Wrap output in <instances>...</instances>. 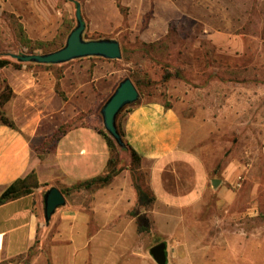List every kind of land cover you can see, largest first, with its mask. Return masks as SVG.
Listing matches in <instances>:
<instances>
[{"label": "crops", "instance_id": "obj_1", "mask_svg": "<svg viewBox=\"0 0 264 264\" xmlns=\"http://www.w3.org/2000/svg\"><path fill=\"white\" fill-rule=\"evenodd\" d=\"M77 3L86 24L84 39L90 41L87 36L96 35L117 40L122 53L121 35L128 33L131 42L155 44L170 34L173 21L182 15L173 0H0V59H12L9 56L15 53L7 51L13 48L28 50L27 41L44 42L61 36L63 23L74 18ZM9 14L20 24V40L10 37L8 28L1 30ZM212 36L222 39L223 32L215 30ZM122 62L123 57H89L58 65L26 63L0 69V78L6 79L14 94L2 113L16 126L0 121V196L32 172L38 182L30 193L0 206V264L148 262L141 253L145 234L138 231L137 218L130 215L139 203V181L119 167L122 153L128 152L117 145L119 149L112 153L97 131L104 125L103 106L128 77L126 69L116 66ZM243 87L229 97L225 109L237 117L246 115L248 131L244 137L253 136L263 143L264 158V91ZM68 124L72 126L68 132L49 145L54 134ZM122 128L128 144L150 164L147 189L156 203L147 212L152 222L148 238L174 231L175 220L160 210L192 211L208 206L205 201L213 196L219 201L216 206L231 207V224L236 229L223 233L227 219L220 217L200 221L199 226L221 230L204 233L200 240L208 244L195 250L192 224L184 221V238H176L182 242L174 256L185 259V264H197L192 260L195 257L209 259L208 264H264V231L238 229L242 214L264 219V198L260 197L264 187H251L247 210L239 212V191L228 188L244 173L239 161L229 166L225 180L218 179L221 185L213 187L212 182L217 181L212 178L214 168L209 169L190 145L176 106L166 107L161 100H142L134 105ZM255 128L254 135L249 133ZM248 167L251 164L246 173L251 171ZM114 168L119 172L108 184L66 194L79 183L107 176ZM51 188L62 192L66 204L47 222L45 199Z\"/></svg>", "mask_w": 264, "mask_h": 264}, {"label": "rangeland", "instance_id": "obj_2", "mask_svg": "<svg viewBox=\"0 0 264 264\" xmlns=\"http://www.w3.org/2000/svg\"><path fill=\"white\" fill-rule=\"evenodd\" d=\"M173 1L182 15L173 21L171 32L164 39L148 45L141 41L131 42L128 33L120 36L124 62L116 63V66L126 69L124 74L140 83L138 90L140 99L123 109L119 122L122 126L127 112L142 100H161L166 104L175 105L184 119L190 145L209 169L214 168L212 178L217 181L221 178L225 180L230 173L228 168L234 161H239L238 163L242 165L243 175L234 185L228 184V188L231 191H239V212L245 213L250 188L255 184H260V188L264 187V158L261 156L263 143L260 140H253L251 138L253 136L244 137L248 131L246 115L237 117L230 114L229 109L225 107L230 103L229 97L237 89L242 90L243 86H248L250 91H264V0ZM75 12L76 8L73 9L74 18L72 20L66 18L63 23L61 30L63 35H66L68 30L71 33L76 28ZM64 13L70 16L65 9ZM14 17L9 14L7 24H3L1 30L6 31L8 28L11 32L10 37L20 40V24ZM215 30L223 32L222 39L211 37ZM58 37L42 42L49 51L35 50L34 53H48L62 42L66 44V40ZM87 38L100 40L101 36L88 35ZM38 42H34L33 45ZM53 43L57 45L54 46ZM7 52L20 55L28 50L13 48ZM246 80L251 83L245 85ZM218 107L221 109L218 110ZM0 110L2 112L3 107ZM254 132H257L256 128L249 131L253 135ZM248 164H251V167H248L251 171L246 173ZM120 166L121 170L130 172L134 181L137 178L142 188L148 192L149 163L141 161L140 164H136L130 155L124 152ZM260 197L264 198L262 191ZM216 202H219L218 199L211 196L205 201L208 206L202 205V208L192 211L160 210L175 220L174 231L170 232V235L150 234L149 238L147 233L151 230L144 233L141 253L146 256L144 261L148 262L143 264H157L150 250L162 242H166L170 248L168 264H185L183 263L185 259L174 256L175 250L182 242L176 238H184L186 228L184 221L192 224V232L196 238L191 243L195 250L208 244L200 240L203 239L204 233L215 234L221 230L218 227L208 229L204 225L199 226L200 221L224 218L227 222L222 226L223 233L235 230V224L233 222V225L231 224L233 213L231 207L216 206ZM155 203L156 201L143 208L138 203L130 215L134 217L133 213L139 210L143 216L146 215L150 219L147 212L154 208ZM240 218L242 225L238 229L255 233L264 231V219L250 218L243 214ZM171 236L173 238L167 240ZM192 260L197 264H208L209 261L201 257Z\"/></svg>", "mask_w": 264, "mask_h": 264}, {"label": "water", "instance_id": "obj_3", "mask_svg": "<svg viewBox=\"0 0 264 264\" xmlns=\"http://www.w3.org/2000/svg\"><path fill=\"white\" fill-rule=\"evenodd\" d=\"M77 26L69 34L65 46L55 52L45 54H20L12 55L20 63H36L45 65L64 64L73 60L100 57L109 60H120L123 57L122 48L117 40L84 39L86 24L82 17L81 6L76 10ZM140 99V93L131 78H125L113 95L102 108L103 122L108 134L115 140L121 149H125V143L118 129V116L127 106L135 104ZM213 187L221 185L220 181H213ZM66 199L57 188H51L45 199V218L49 222L57 208L64 206ZM167 243L162 242L150 250V254L157 264H168Z\"/></svg>", "mask_w": 264, "mask_h": 264}, {"label": "trees", "instance_id": "obj_4", "mask_svg": "<svg viewBox=\"0 0 264 264\" xmlns=\"http://www.w3.org/2000/svg\"><path fill=\"white\" fill-rule=\"evenodd\" d=\"M77 5H79V3H77ZM121 10H122V12H124V9H121ZM69 33H70L69 30H68V33L66 35H63L61 33V36H59L58 38H60V39L63 38L65 41L67 36L69 35ZM93 40H95V39H93ZM27 43H28L29 48H28V52H26L25 54H35L34 53L35 50L49 51L46 49V46L44 47V43H42V42L35 43V45H33V43L30 41L29 42L27 41ZM52 45L56 46L57 44L53 43ZM64 46H65V42L64 43L62 42L60 45H57L56 47L52 48L50 50V52H48V53L58 51V50L62 49ZM28 64H32V63H28ZM9 65H14L15 67H19V66L24 65V63H20L18 60L14 59L13 57H12V59H7V58L0 59V69L7 67ZM132 81L134 82L137 89L139 90V84L140 83L135 82L134 80H132ZM13 96H14L13 91L10 88L9 84L7 83L6 79L0 78V108L3 107L6 103H8L13 98ZM170 106H171L170 104H166V107H170ZM122 112L118 116L117 122H118L119 132H120L121 137L125 143V149H123V150L130 153V155L132 156V161L134 163L140 164L142 159L126 141L125 133H124L123 128L119 122V118H120ZM0 121L3 124L8 125L12 128L16 127L14 122L12 120L8 119L1 112V110H0ZM71 127L72 126L70 124L61 127L54 134V136L50 139L49 145H52V144L55 145L56 142L58 140H60V138L62 136H64ZM97 131L107 141L108 146H109L110 150L112 151V153H115L119 149V147L117 146V143L115 142V140L108 134L104 125L100 128H97ZM111 162L114 163V159ZM118 172H119V170L114 168L112 170V172L109 173L107 176H105V177L99 176V177L92 178L88 181L79 183L76 186H74L72 189L68 190L67 191L68 193H66V194H69V192H71L73 190L89 189V188H92L94 186L106 185L113 178V176H115V174H117ZM36 186H38L37 175L35 172H32L25 179H20L17 182H15L14 184H12L0 196V206L7 203L8 201H11V200L16 199L20 196H23V195L30 193V191H31L30 188L36 187ZM137 189H138V193H139L140 206L143 207L146 205H151L152 203H154L156 201V198L151 196L150 193H148L147 191H145L140 184L137 186ZM133 214H134V217H136L137 221H138V231L140 233L150 232L151 220L149 219V217L146 215L143 216L139 210L135 211Z\"/></svg>", "mask_w": 264, "mask_h": 264}]
</instances>
